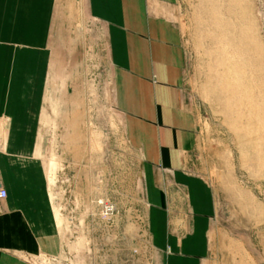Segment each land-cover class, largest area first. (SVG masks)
I'll use <instances>...</instances> for the list:
<instances>
[{"label":"rangeland","instance_id":"374dc122","mask_svg":"<svg viewBox=\"0 0 264 264\" xmlns=\"http://www.w3.org/2000/svg\"><path fill=\"white\" fill-rule=\"evenodd\" d=\"M77 1L63 0L64 26L52 35L34 148L58 236L15 256L23 264H164L175 220L160 229L147 217L146 172L112 105L105 29L69 12ZM166 4L184 53V104L196 120L192 171L183 174L203 183L214 205L205 264H264V0Z\"/></svg>","mask_w":264,"mask_h":264},{"label":"crops","instance_id":"0c3cea01","mask_svg":"<svg viewBox=\"0 0 264 264\" xmlns=\"http://www.w3.org/2000/svg\"><path fill=\"white\" fill-rule=\"evenodd\" d=\"M166 1L78 0L69 12H85L105 29L112 105L146 172L147 217L160 229L175 220L164 264H205L214 205L207 187L183 174L192 171L196 120L184 104V53ZM65 17L63 0H0V182L7 192L0 264H23L15 254L58 236L34 148L52 35L62 32Z\"/></svg>","mask_w":264,"mask_h":264},{"label":"built area","instance_id":"2783aa9c","mask_svg":"<svg viewBox=\"0 0 264 264\" xmlns=\"http://www.w3.org/2000/svg\"><path fill=\"white\" fill-rule=\"evenodd\" d=\"M7 196L6 189L0 184V203L3 201Z\"/></svg>","mask_w":264,"mask_h":264},{"label":"bare ground","instance_id":"6f19581e","mask_svg":"<svg viewBox=\"0 0 264 264\" xmlns=\"http://www.w3.org/2000/svg\"><path fill=\"white\" fill-rule=\"evenodd\" d=\"M109 206V205H108ZM113 208V207H112ZM107 211H109V210H107Z\"/></svg>","mask_w":264,"mask_h":264}]
</instances>
